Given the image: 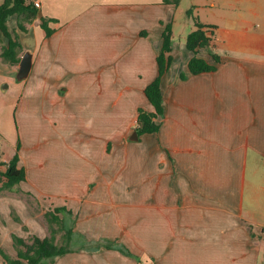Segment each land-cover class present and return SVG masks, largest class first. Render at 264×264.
I'll return each mask as SVG.
<instances>
[{"label": "crops", "instance_id": "obj_1", "mask_svg": "<svg viewBox=\"0 0 264 264\" xmlns=\"http://www.w3.org/2000/svg\"><path fill=\"white\" fill-rule=\"evenodd\" d=\"M36 1L56 20L49 36L38 17L25 31L14 15L6 21L19 57L30 55L26 77L0 58V116L14 125L0 160L18 144L24 171L0 192V249L14 257L11 234L46 236L39 215L64 206L74 232L128 253L75 250L50 264H264V0ZM189 7L209 37L198 56L219 58L212 71L187 72L184 36L194 26L174 15ZM166 22L162 115L156 132L134 135L136 108L151 110L143 88Z\"/></svg>", "mask_w": 264, "mask_h": 264}, {"label": "trees", "instance_id": "obj_2", "mask_svg": "<svg viewBox=\"0 0 264 264\" xmlns=\"http://www.w3.org/2000/svg\"><path fill=\"white\" fill-rule=\"evenodd\" d=\"M163 3L177 5L179 0H162ZM37 7L32 0H1L0 2V32L6 39V44H0V58L8 63L18 62L21 45L15 31H9L6 21L10 16L16 18V27L20 31L26 30V25L36 18ZM185 16L190 17L194 28L184 36V47L191 54L186 62V69L189 74L212 71L218 63L217 55L211 54V60L215 63H208L198 56L201 49L207 48L209 37L205 34L206 26L202 25L192 13L189 7L185 10ZM56 20L47 16L38 17V26L45 36H49L53 31L48 24ZM140 34H143L141 31ZM172 61L171 56V27L170 23L162 24L160 31V45L155 55L156 73L153 79L143 88V95L151 110L142 107L136 108L135 133H154L158 129L157 119L162 115V99L160 92V78L167 71ZM185 73L179 72V78H184ZM17 149L15 145L13 154L5 161L0 160V191L10 190L19 181L24 179V171L17 166ZM19 192V195L27 201L33 210H37L36 199L28 192ZM46 228V236L38 237L34 234H27L20 237L11 234V243L15 252L14 257L8 256L0 249V255L4 264H50L56 257L63 253L75 250H95L97 248L117 249L125 254L127 250L121 245L107 239L95 241L84 238L81 234L73 231V220L71 212L64 206H55L44 210L41 214ZM10 216L14 221L20 222L17 215L13 212ZM23 229L25 226L21 225Z\"/></svg>", "mask_w": 264, "mask_h": 264}, {"label": "rangeland", "instance_id": "obj_3", "mask_svg": "<svg viewBox=\"0 0 264 264\" xmlns=\"http://www.w3.org/2000/svg\"><path fill=\"white\" fill-rule=\"evenodd\" d=\"M174 20L176 21H182V20H186L185 18V11L182 9L181 12L179 13H175L174 15ZM178 32L175 31L174 32V36H173V43H174V46H177V43L179 42V40H181L179 37H178ZM183 41V40H182ZM6 94L8 93V91L5 92ZM2 115L0 116V134H1V139H0V152L1 153H4V154H8L9 151H10V145L8 143L7 140H11L12 139V136L10 135V132H11V129L13 128V122H12V118L7 116V114L5 113H1ZM6 116V117H5ZM4 138V139H3ZM4 190H1L0 192H2ZM16 195H19V192L15 191L14 192ZM36 207H38L39 210H43L38 201L36 200ZM47 210V209H46ZM44 211V210H43ZM42 211V212H43ZM39 221L45 231L46 232V228H45V224H44V221L41 217V215H39Z\"/></svg>", "mask_w": 264, "mask_h": 264}, {"label": "water", "instance_id": "obj_4", "mask_svg": "<svg viewBox=\"0 0 264 264\" xmlns=\"http://www.w3.org/2000/svg\"><path fill=\"white\" fill-rule=\"evenodd\" d=\"M41 16V13L39 10H37L36 17ZM30 68V55L27 52H24L18 60L17 63V70L15 73V79L21 80L26 77L28 71ZM135 135V132L133 133Z\"/></svg>", "mask_w": 264, "mask_h": 264}, {"label": "built area", "instance_id": "obj_5", "mask_svg": "<svg viewBox=\"0 0 264 264\" xmlns=\"http://www.w3.org/2000/svg\"><path fill=\"white\" fill-rule=\"evenodd\" d=\"M34 6H38V2L36 0H32Z\"/></svg>", "mask_w": 264, "mask_h": 264}]
</instances>
